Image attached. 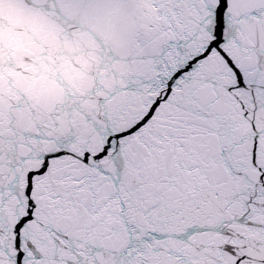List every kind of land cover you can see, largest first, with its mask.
Wrapping results in <instances>:
<instances>
[{"label":"snow or ice","instance_id":"obj_1","mask_svg":"<svg viewBox=\"0 0 264 264\" xmlns=\"http://www.w3.org/2000/svg\"><path fill=\"white\" fill-rule=\"evenodd\" d=\"M0 264H264V0H0Z\"/></svg>","mask_w":264,"mask_h":264}]
</instances>
